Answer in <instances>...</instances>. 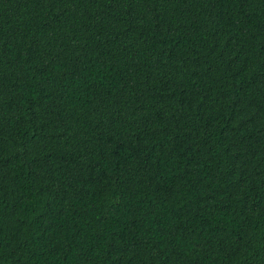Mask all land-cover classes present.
<instances>
[{"label":"trees","instance_id":"16d2710c","mask_svg":"<svg viewBox=\"0 0 264 264\" xmlns=\"http://www.w3.org/2000/svg\"><path fill=\"white\" fill-rule=\"evenodd\" d=\"M0 264H264V0H0Z\"/></svg>","mask_w":264,"mask_h":264}]
</instances>
